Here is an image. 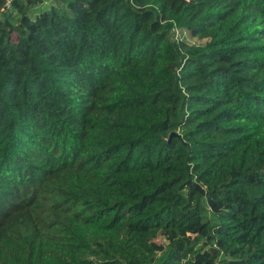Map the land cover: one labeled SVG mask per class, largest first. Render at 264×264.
Masks as SVG:
<instances>
[{
    "label": "trees",
    "instance_id": "trees-1",
    "mask_svg": "<svg viewBox=\"0 0 264 264\" xmlns=\"http://www.w3.org/2000/svg\"><path fill=\"white\" fill-rule=\"evenodd\" d=\"M0 264H264V0H0Z\"/></svg>",
    "mask_w": 264,
    "mask_h": 264
},
{
    "label": "built area",
    "instance_id": "built-area-1",
    "mask_svg": "<svg viewBox=\"0 0 264 264\" xmlns=\"http://www.w3.org/2000/svg\"><path fill=\"white\" fill-rule=\"evenodd\" d=\"M8 4V2H7ZM189 33L184 28H180L178 26H173L170 31V39L173 42L180 43V42H187L188 41Z\"/></svg>",
    "mask_w": 264,
    "mask_h": 264
},
{
    "label": "rangeland",
    "instance_id": "rangeland-1",
    "mask_svg": "<svg viewBox=\"0 0 264 264\" xmlns=\"http://www.w3.org/2000/svg\"><path fill=\"white\" fill-rule=\"evenodd\" d=\"M16 38V35L13 34V39L15 40ZM188 43H193V44H205L206 43V40H199L197 38H192L190 36H188Z\"/></svg>",
    "mask_w": 264,
    "mask_h": 264
},
{
    "label": "water",
    "instance_id": "water-1",
    "mask_svg": "<svg viewBox=\"0 0 264 264\" xmlns=\"http://www.w3.org/2000/svg\"><path fill=\"white\" fill-rule=\"evenodd\" d=\"M173 134V133H172Z\"/></svg>",
    "mask_w": 264,
    "mask_h": 264
}]
</instances>
